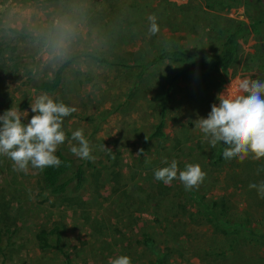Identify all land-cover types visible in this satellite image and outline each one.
<instances>
[{"label": "rangeland", "instance_id": "rangeland-1", "mask_svg": "<svg viewBox=\"0 0 264 264\" xmlns=\"http://www.w3.org/2000/svg\"><path fill=\"white\" fill-rule=\"evenodd\" d=\"M19 1L0 0V27L4 29L0 36L4 41L13 39L19 55L34 65L38 76L76 57L64 70L60 89L47 95L77 109L68 125L69 139L73 131L83 129L95 159L87 160V180L80 191L50 196L36 187L39 170L29 167L27 174L16 172L12 162H7L9 170H5L4 160H10L0 156L1 201L5 204L10 199V205L0 211V228L16 230L14 244L3 250V264H62L56 250L40 252L33 241L37 230L53 224L60 227L70 264H109L118 256L130 257L131 264H148L149 255L135 239L146 232L162 252L167 239L160 229L175 223L167 202H177L182 208L188 197L179 179L166 185L154 178L155 170L172 160L181 171L188 164L201 166L206 177L194 190L217 217L207 218L198 206L196 220L188 221L193 227L184 228L181 248L166 257V264H264V199L248 187L264 181V158L253 160L249 155L220 160L221 144L211 147L193 123L198 115L206 118L211 105L218 103L217 95L230 86L228 91L235 95L243 80H264L255 38L247 35L237 40L233 62L221 74L187 75L180 67L161 64L134 82V70L108 68L82 57L89 52L104 55L151 47L146 41L154 36L155 47L178 46L206 58L217 53L226 30L235 23H248L261 6L254 0ZM152 14L160 28L156 35L148 32L147 17ZM65 15L78 22V37L69 56L61 60L42 51L35 33L53 17ZM135 32L143 40L131 43ZM118 33L128 37L121 40ZM0 86L5 109H19L26 103L19 110L27 113L22 122L30 120L34 115L30 105L42 94L30 93L13 74H4ZM165 97L167 140L149 141V152L137 156L141 141L159 119ZM63 150L78 158L67 142ZM155 152L160 154L157 158ZM165 158L168 164L163 163ZM153 211H157L158 224L153 222ZM217 219L242 223L247 233L219 227Z\"/></svg>", "mask_w": 264, "mask_h": 264}, {"label": "trees", "instance_id": "trees-1", "mask_svg": "<svg viewBox=\"0 0 264 264\" xmlns=\"http://www.w3.org/2000/svg\"><path fill=\"white\" fill-rule=\"evenodd\" d=\"M226 1L232 2L235 0ZM19 2L27 4L29 2H34V0H20ZM254 2L260 5L258 0H254ZM3 31L4 29L0 27V32ZM118 34L119 35H117V37L121 40L128 37V35H123L121 33ZM138 34L139 33L135 32L131 35V43L134 39L137 40V38H140L139 40H143L140 36H138ZM247 35H252L255 38L257 44L256 56L259 61L258 68H264V10L262 7L254 10L253 16L249 18L248 23H235L232 29L226 30L219 43L217 53L206 58L183 51L178 46L155 47L153 46L154 36L149 37L146 41V43L151 45V47H137V49L131 48L124 51H109L104 55L89 52L83 54L82 57L87 58L94 64L102 65L104 67L134 70V82L141 80L151 67L161 64L180 67L181 73L187 75L221 74L226 72L233 62L234 49L237 40ZM75 58L76 57H73L70 60L62 62L50 73H44L43 75L38 76L34 65H30L28 61L22 59L19 55L18 47L13 42V39L4 41V36L1 35L0 82L1 79H4V74L6 77L13 74V76L17 79L22 80V84L30 93L53 94L60 89L63 80V72L67 68L68 64ZM4 95V88L0 86V115L6 111L4 107ZM64 103L68 105L67 102ZM166 105L167 103L165 97V100L162 101L159 107V119L157 123L140 143L139 149H144V153L149 152L147 146L149 141L161 143L167 140L164 130ZM23 107H26V103L21 104L19 109H22ZM72 118H74L73 114L64 119L63 127L68 138V125ZM63 146L64 145H61L56 152V155L63 162L62 165L58 168L49 167L43 171L39 170L35 181L36 187L41 192L50 196H62L66 194L68 190L72 193H77L81 190V188H83V185L87 180L86 167H89L87 160L83 164L80 159L66 154L63 150ZM222 148L223 146L221 144L217 153L220 160L224 159ZM171 151L172 150H169L167 153L168 156L171 154ZM158 155L160 154L155 152L154 156L156 158ZM7 162L11 163V161L4 160L3 168L5 170H9L7 169ZM3 168L0 166V171ZM157 189H161V185L158 186ZM187 196L185 205L182 208L176 206L177 202H167V204L170 205L167 207L168 214L172 221L175 220V223L170 222L172 223L171 226L162 227L160 229L164 239H167L166 242H162V252L158 249L155 240L146 232L140 233L135 239V243L146 251L147 255H149L148 264H166V257L168 258L171 254H177V250L181 248L180 236L183 234L184 228L187 226L193 227V225L188 223V221L196 220L195 216L197 215L198 206L203 208L207 218H211L212 220L216 219V214L202 204L201 196L195 193L194 189L187 191ZM1 198L3 197L0 195V211H2L5 205H10V199L4 204L1 201ZM153 199L155 200V198ZM155 201L160 202V200ZM188 203L190 206L194 207L189 209L187 206ZM152 214L153 222L158 224L157 211H153ZM215 223L219 227L236 232L235 234L247 233V226L242 223L232 224L227 219H224L223 221L217 219ZM15 232V229L8 226L0 228L1 264H3L5 260L3 250L10 248L14 244L12 238ZM33 241L38 251L44 252L47 250H56L62 258V264H70V258L63 250L64 245L62 243L61 231L58 224H53V226L48 229L41 228L37 230L33 234Z\"/></svg>", "mask_w": 264, "mask_h": 264}, {"label": "clouds", "instance_id": "clouds-1", "mask_svg": "<svg viewBox=\"0 0 264 264\" xmlns=\"http://www.w3.org/2000/svg\"><path fill=\"white\" fill-rule=\"evenodd\" d=\"M147 19L148 32L156 35L160 31L157 17L152 14ZM35 36L42 51L62 60L69 56L76 44L78 22L67 15L53 17ZM228 89L217 95L218 103L211 105L206 118L197 116L193 121L194 129L203 134L204 141L211 147L222 144L225 160L249 155L253 160H260L264 158V80H243L235 95ZM30 107L34 115L26 123L22 119L27 113L22 114L15 107L0 115V156L12 162L14 171L27 174L29 167L40 171L60 167L63 162L56 152L65 142L74 156L82 160L95 159L83 129L73 131L71 139L64 131V119L77 111L75 107L47 94L38 96ZM144 154L142 148L137 152V156ZM163 163L168 164V160L165 158ZM205 177L206 173L199 164H188L181 171L176 160L154 172V178L166 185L179 179L186 191L198 189ZM248 187L264 199V181L250 183ZM109 264H131V258L118 256Z\"/></svg>", "mask_w": 264, "mask_h": 264}, {"label": "water", "instance_id": "water-1", "mask_svg": "<svg viewBox=\"0 0 264 264\" xmlns=\"http://www.w3.org/2000/svg\"><path fill=\"white\" fill-rule=\"evenodd\" d=\"M258 1H259L260 6L262 7V9L264 10V0H258Z\"/></svg>", "mask_w": 264, "mask_h": 264}]
</instances>
